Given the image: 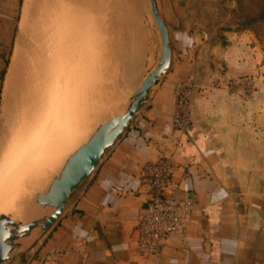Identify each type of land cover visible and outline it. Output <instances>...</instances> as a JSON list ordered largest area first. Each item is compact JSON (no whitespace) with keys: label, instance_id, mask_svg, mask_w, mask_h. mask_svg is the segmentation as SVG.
Here are the masks:
<instances>
[{"label":"crops","instance_id":"0c3cea01","mask_svg":"<svg viewBox=\"0 0 264 264\" xmlns=\"http://www.w3.org/2000/svg\"><path fill=\"white\" fill-rule=\"evenodd\" d=\"M29 5L0 0V68L14 67L16 78ZM226 6L163 0L173 45L169 71L71 196L61 220L15 264H264V80L256 75L258 88L248 96L213 87L258 69L243 35L226 33L225 45L208 42L210 24H221ZM206 51L215 56L204 59ZM185 84L192 90L189 138L172 125ZM161 158L169 162L168 195L192 204L191 221L183 238L167 239L158 255H143L137 249L149 200L143 174Z\"/></svg>","mask_w":264,"mask_h":264},{"label":"rangeland","instance_id":"374dc122","mask_svg":"<svg viewBox=\"0 0 264 264\" xmlns=\"http://www.w3.org/2000/svg\"><path fill=\"white\" fill-rule=\"evenodd\" d=\"M101 1L29 0V13L33 15H27L24 22L25 36L28 42L25 46L23 45L24 48L21 49L22 52L19 55L22 64L15 67V72L20 80L17 81V86L14 89L20 96L28 95L31 102L55 95H59V98L55 104L57 118L51 116V108L43 109L28 137L35 133L36 126L53 128L55 138L59 134L57 143L60 145L65 143L64 139H60L62 137L60 134H63L59 133L61 130L65 132L66 130L70 131L71 128V132H73L71 138L77 136L78 131L82 129L87 135L81 136L78 140H72L66 155L47 178L48 180L46 179L45 186L39 191L32 192L19 208L30 197L32 200L37 192L45 191L51 178L58 173L67 157L86 143L99 125L126 108L132 94L157 66L160 59L161 38L146 0H137L138 12L132 10L131 0ZM224 1L227 6L223 13V21L219 26L214 23L210 24L212 29L209 31L207 40L211 46L225 45L228 43L226 33L235 32L243 35L244 43L250 46V51H255L254 56L256 55L258 60V69L256 70L258 73L255 71L256 73L245 74L240 79H234L223 85L214 84L213 87L233 93L242 92L248 96L258 88L255 76L260 75L264 80V0ZM157 2L160 8L163 0H157ZM133 13H137V18L131 19ZM135 29L136 31H134ZM138 42L143 43L139 44ZM137 48H140L139 53L136 52ZM132 49L135 51L134 55L137 53L139 58H141L140 55L143 57V61L142 58L140 59L143 63H140L141 66L138 65L139 68L135 65L130 70L127 68L129 56L126 55H129L128 53ZM203 54L204 59H209V55L215 56V53L207 51ZM213 57L212 59H214ZM45 63H47L46 66ZM43 65L45 67H42ZM9 69L10 67L0 68V72L5 73L4 83L0 90V126L3 114V88ZM54 80L57 81V85L53 83ZM39 82L47 83L49 89L40 90ZM117 92H120V95ZM191 93L190 85V96ZM115 95H118L120 99L122 97V100L118 106L113 107L111 102ZM20 116L21 113L15 108L9 120L11 128L13 130L16 128L14 131L11 129L9 133H5L8 137L4 135L5 139L13 138L11 142L8 140L11 145L12 141H15L22 132L17 128L20 124L18 122ZM9 120L7 124H9ZM64 135L69 136V133H64ZM6 142L7 140L4 142L5 145L8 144ZM8 146H4L0 154L3 151H10L11 146ZM3 155L0 156V164L3 165L4 162V176H7L8 163L7 160L1 159ZM18 156L17 151L12 157L18 158ZM1 165L0 167H2ZM14 211L2 212L0 209V214L6 212V214L13 215ZM27 247L16 251L7 264H11L14 262L13 260H15V264L18 254Z\"/></svg>","mask_w":264,"mask_h":264},{"label":"water","instance_id":"95a60500","mask_svg":"<svg viewBox=\"0 0 264 264\" xmlns=\"http://www.w3.org/2000/svg\"><path fill=\"white\" fill-rule=\"evenodd\" d=\"M161 38V55L157 66L129 99L126 108L99 125L86 143L71 153L43 192H37L25 209V216L0 214V264L12 255L45 237L61 220L71 196L89 179L105 154L129 129L150 94L172 64L173 45L170 29L157 0H146Z\"/></svg>","mask_w":264,"mask_h":264},{"label":"bare ground","instance_id":"6f19581e","mask_svg":"<svg viewBox=\"0 0 264 264\" xmlns=\"http://www.w3.org/2000/svg\"><path fill=\"white\" fill-rule=\"evenodd\" d=\"M131 1H132L131 3H133L132 10L134 12H138L137 10L139 8L136 5L137 0H131ZM138 5L140 6V4H138ZM136 14L131 15V17H132L131 19L137 18ZM131 23H133V20H131ZM136 29L134 31H136ZM139 29H141V28H139ZM136 42H137V40H136ZM138 43L140 44L143 42H138ZM141 48H143V47H141ZM130 49H131V47H130ZM132 50L129 51V53H128L129 55L125 54L127 57L129 56L127 68H129L130 70L135 65H137L136 67H138V65L141 66L140 65V63H141L140 59L141 58L143 61V57L140 55L141 58H139L137 53H136V55H134L135 51H134V49H132ZM141 51H143V49H141ZM136 52L139 53L140 48L138 50H136ZM142 54H143V52H142ZM17 63H18V61L16 62V64ZM45 66L43 65L42 67H45ZM34 69H35V67H34ZM134 70H137V69L134 68ZM133 72H132V74H133ZM19 80H20V78H18V76L16 78L14 75V67L10 68V72H9L8 78H7V84L5 86L4 94H3V108H2L3 114L1 113L2 114V120H1L2 124L0 126V152H1V149H3L4 146H6V145L8 146L9 143L11 142V140L13 139V138L12 139H5L6 137H8L5 133H7V132L9 133L11 131V129L13 130V128H11V123H10L9 119L12 116L13 112L15 111V108L17 109V111L19 113H21L20 119L18 121L20 124H18L19 126L17 128L21 129L22 132H21V135L19 134V137H16L15 141H12L13 144L11 145V143H10V145L8 146V147L11 146V148H10L11 150L10 151L8 150V152L2 150L3 153L4 152H6V153H4V155H3V153L0 154V156L1 155L4 156V157L2 156L1 159H3L4 161L7 160V163H8V167L5 166L6 168H8L7 176H4V171H3V170H5L4 169V162H3V165H1L2 163L0 164L2 166V167H0L1 168L0 169V174H1V176H0V209L2 212H4V211H11L12 212L15 210L14 213L16 214V216H18V218L23 219V218L29 217L28 215L25 216L24 211H25L26 207H28V205L31 203L30 202L31 197L28 199V201L21 208H19V207L24 203L26 198L32 192L39 191L45 186V183H46L45 181L48 180L47 178L55 170V168L60 164L62 158H64V156L66 155L67 149L71 145L72 140H78L81 136H86L87 134L84 133L85 130L82 129V130L78 131V134H77V136L74 137L75 138L74 139V138H71L72 133H73V132H71V128H70V131L66 130L64 132V130H61V132H59V133H63V134H60L62 136V137H60V139H64L65 143L63 145H60L57 143V140L59 139V134H57V136L55 138L53 128H50V127L44 128V127L36 126L37 129H36L35 133L31 137H28L30 130H32L33 126L35 125V121L37 119H39V117L41 116L43 109H45V108L50 109L51 108V116L54 118H57V116L55 114V104L59 98L58 97L59 95L58 96L55 95V96H51V97H48L46 99H43L44 101L42 99H36V100H33V102H31V101H29L30 98L28 97V95L24 94V95L20 96L18 94V91L14 89L17 86V81H19ZM126 80H129V79H126ZM53 83L57 85V81L54 80ZM38 86H39L40 90H45L46 88L49 89V85L45 82H39ZM136 90H135V92H136ZM113 99L114 100L113 101L111 100L112 102L111 101L110 102H111V105L113 107H115V106H118L119 102L122 100V97L120 99L118 97V95H115ZM8 120H9V124H7ZM52 125H53V122H52ZM66 125H67V122L65 120V126ZM15 128H14V130H15ZM64 133H69V136L64 135ZM12 134H13V132H12ZM6 140H7L6 143H8V144L5 145L4 142ZM5 149H7V147H5ZM17 151L19 153L18 158H13L12 156H14ZM8 193H9V195H8Z\"/></svg>","mask_w":264,"mask_h":264},{"label":"built area","instance_id":"2783aa9c","mask_svg":"<svg viewBox=\"0 0 264 264\" xmlns=\"http://www.w3.org/2000/svg\"><path fill=\"white\" fill-rule=\"evenodd\" d=\"M190 85L179 88L172 125L181 135L192 130L190 114ZM169 162L161 158L150 165L143 174L149 186V200L142 210L138 226V252L158 255L167 239L183 238L191 221L192 204L186 200L172 199L168 195Z\"/></svg>","mask_w":264,"mask_h":264},{"label":"trees","instance_id":"16d2710c","mask_svg":"<svg viewBox=\"0 0 264 264\" xmlns=\"http://www.w3.org/2000/svg\"><path fill=\"white\" fill-rule=\"evenodd\" d=\"M4 68H5V67H4ZM4 75H5L4 72H0V82H3Z\"/></svg>","mask_w":264,"mask_h":264}]
</instances>
